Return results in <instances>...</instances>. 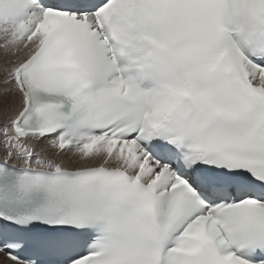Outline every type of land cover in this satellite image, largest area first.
I'll list each match as a JSON object with an SVG mask.
<instances>
[{"label": "snow or ice", "instance_id": "snow-or-ice-1", "mask_svg": "<svg viewBox=\"0 0 264 264\" xmlns=\"http://www.w3.org/2000/svg\"><path fill=\"white\" fill-rule=\"evenodd\" d=\"M0 264H264V0H0Z\"/></svg>", "mask_w": 264, "mask_h": 264}]
</instances>
